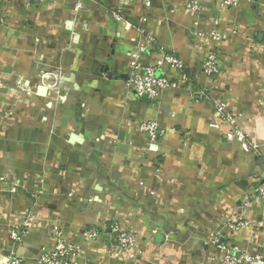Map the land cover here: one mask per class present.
<instances>
[{"label": "crops", "instance_id": "0c3cea01", "mask_svg": "<svg viewBox=\"0 0 264 264\" xmlns=\"http://www.w3.org/2000/svg\"><path fill=\"white\" fill-rule=\"evenodd\" d=\"M77 1L0 0L8 20L0 26V264L12 252L36 264L55 227L79 240L90 224L113 220L138 236L140 255L122 264H217L221 249L205 234L237 209L255 224L231 240L264 254V202L243 205L264 178V0L205 3L196 14L184 10L186 0H81L87 10L77 14ZM122 3L132 28L112 16ZM135 26L183 63L165 68L177 88L156 100L125 88ZM212 30L225 40L213 41ZM213 46L219 73L210 93L242 114L262 143L258 154L228 139L226 123H210L202 62ZM150 119L165 134L139 156L147 139L138 125ZM26 220L27 235L12 242L9 228ZM126 255L103 232L79 261L121 264Z\"/></svg>", "mask_w": 264, "mask_h": 264}, {"label": "built area", "instance_id": "2783aa9c", "mask_svg": "<svg viewBox=\"0 0 264 264\" xmlns=\"http://www.w3.org/2000/svg\"><path fill=\"white\" fill-rule=\"evenodd\" d=\"M40 0H25L26 4L38 3ZM128 1V0H126ZM255 0H246L253 2ZM144 6L150 5V0H144ZM205 3L216 4L219 8L236 7L240 0H186L184 10L189 13H198ZM125 4H119L117 11L112 13L114 20L122 22L124 27H134L129 21H126L121 14L122 7ZM87 10L83 7L81 0H78L74 6L75 13ZM8 24L6 16L0 11V26ZM140 40L134 44L129 52L128 74L125 81L127 92L133 93L136 97L149 100L158 99L164 91L177 88V84L164 72L169 67L180 71L183 69V63L173 53L163 50L157 43L154 35L146 28L135 26ZM197 35L201 38L206 34L199 32ZM215 42L225 40V36L212 30L209 36ZM154 53L152 60H145L149 53ZM216 49L213 46L207 51L202 62V72L209 80V87H205L201 94L205 95L212 103V113L210 123L213 127L220 129L221 122L226 123L229 130L227 137L238 143L243 152L260 153L262 143L253 138L242 124V114H235L228 110L224 99L221 96H212L211 89H216L212 83L215 76L219 73L218 58ZM185 78V75H182ZM139 131L146 136V146L138 149L137 153L144 156L147 152L157 150L158 141L164 136L165 130L157 120H145L139 123ZM2 178H0L1 180ZM13 191L16 186L11 187ZM259 203L264 202V178L257 184L251 186L250 191L244 195L243 205L251 204V201ZM255 223L245 218L239 209L233 211L218 223L213 230H207L204 238L206 244L216 245L221 249L220 256L216 259L217 264H264V254L260 249H253L251 244L246 248H240L231 238L238 231L251 228ZM28 220L21 224L13 225L9 228V238L12 242H21L27 235ZM23 226V227H22ZM99 227L96 224H90L81 234L79 240H70L62 232L54 228V241L50 246L41 248L40 255L36 259V264H82L79 261V255L82 252L85 243L93 242L105 232L109 234L114 249L119 252H127V255L121 258V264L130 258L140 255L137 248L138 236L136 232L129 227L123 226L118 220H113L108 226ZM108 231V232H107ZM7 258L6 264H21V259L11 253ZM83 264H96L83 263Z\"/></svg>", "mask_w": 264, "mask_h": 264}, {"label": "rangeland", "instance_id": "374dc122", "mask_svg": "<svg viewBox=\"0 0 264 264\" xmlns=\"http://www.w3.org/2000/svg\"><path fill=\"white\" fill-rule=\"evenodd\" d=\"M55 82H56V80L54 79V84H55ZM53 87L57 89L58 86H54V85H53Z\"/></svg>", "mask_w": 264, "mask_h": 264}]
</instances>
